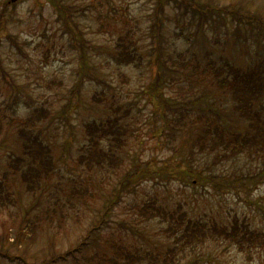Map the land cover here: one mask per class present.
Returning a JSON list of instances; mask_svg holds the SVG:
<instances>
[{"label": "rangeland", "instance_id": "rangeland-1", "mask_svg": "<svg viewBox=\"0 0 264 264\" xmlns=\"http://www.w3.org/2000/svg\"><path fill=\"white\" fill-rule=\"evenodd\" d=\"M199 1L230 13L189 20L190 5L181 18L155 0H65L86 40L83 68L47 0H0V264H99L113 242L137 250L135 264H264V141L250 156L207 140L209 101L229 111L234 130L256 129L209 76L179 64L262 58L264 29L245 15L264 22V0ZM155 13L159 73L148 58ZM130 34L142 59L118 63L112 54L128 52ZM31 137L45 147L38 152ZM91 149L103 153L99 163ZM176 211L213 237L194 235L196 247L179 250ZM237 225L254 230L247 251L220 233Z\"/></svg>", "mask_w": 264, "mask_h": 264}, {"label": "trees", "instance_id": "trees-1", "mask_svg": "<svg viewBox=\"0 0 264 264\" xmlns=\"http://www.w3.org/2000/svg\"><path fill=\"white\" fill-rule=\"evenodd\" d=\"M48 3L53 7L56 14L59 17V21L62 26L66 27L72 37L77 41L80 53V59L82 62V67L85 68V56L86 52L83 50V46L85 44V39L83 38V35L78 33L77 30V22L74 19V16L71 13L70 6L65 2V0H47ZM158 5H166L169 6L172 10L177 9V15L179 17L185 16V10L188 9L187 5L194 6L195 10H192V14H189V20L190 18H194L196 14H200L199 11H204L206 9L211 10L213 13H230L228 9L225 8H214L213 6H208L202 4L199 0H195L194 3H191L189 0H155ZM183 4V6H181ZM247 21L256 20V22L249 23L254 24L256 28L264 29V22L261 18H256L253 14H246ZM200 20V18H199ZM197 19V23L199 21ZM158 21H161V18L158 16V13H155L154 16L150 15V23H149V31L151 32V35L155 41V49L152 48L154 52L149 53L148 56L149 62L151 63L153 61V66H156V71L159 73V70L161 68V58L160 54L157 52L159 50L158 45L161 40L160 32L158 28L156 27V23ZM128 33H127V32ZM129 30H125L126 34H129ZM130 42L127 44L128 52L119 51L117 53H113V57L118 63H131L130 61H135L136 59L140 60L142 59L141 52H138V47L136 45L137 40L134 38V35L130 34ZM151 55H153L151 59ZM183 66H190L192 71L201 75H206L211 78L213 81V84L216 86H213L214 89L218 91H225L226 94L229 96V101L231 100V108L234 112H237L238 116H242L245 120H248L251 124V129L254 130V127L256 129V132L249 131L248 129H245V132L243 130L236 131L233 129L232 126H230L228 123L229 121L226 119L227 116H229V111H226L225 109L220 108L216 105L213 101H209L206 110L207 115V122L204 126V130H210L209 134L205 136L207 140L212 142L213 144H219L224 141V143L230 147L233 152L234 151H242L246 150L247 154L250 156H254L253 154H260L257 153L256 150L259 152L263 151V146L260 145L261 143L259 141H264V101H257L258 98H264V56L251 65H248L246 67H240L236 66L228 61H223L222 63H217L214 61V58L210 57L205 62L200 63L197 60L191 61H181L179 63ZM194 69V70H193ZM159 81L158 74L157 78L155 80L151 81V83H156ZM154 87H151V90H153ZM221 89V90H220ZM222 92V91H221ZM213 93V91H212ZM230 93V94H228ZM208 98V97H207ZM219 106H223L222 103L219 101ZM35 114V113H34ZM232 114V113H231ZM89 126V124H88ZM121 127V124H118L117 126H109L107 128L101 129L104 134L107 132H114V129H118ZM88 131V127H87ZM91 133L90 135L96 134L97 131H99V127H93L90 129ZM93 131H95L93 133ZM33 139H30V142L33 144L30 145L32 147L37 148L38 152L41 151L40 149L44 148L45 145L36 137H31ZM91 145V143L89 144ZM256 149V150H255ZM90 154L92 156H96V162L99 163L100 160L103 159V153H100V159L98 157V153L95 149L90 150ZM109 159H116V155L114 153L108 154ZM48 159V158H47ZM35 165H37L35 163ZM34 164H30L28 166L29 169H34ZM261 170H258L260 172ZM264 173V172H263ZM264 176V175H263ZM252 178V177H250ZM160 207H155V210H160ZM162 211V210H160ZM159 212V211H158ZM162 214V212H159ZM186 214H183L182 212L176 211V216H171V220L174 221V223H177L179 225H184L182 227L181 231V237L180 240L184 239V241L181 243L182 248L179 249L183 252L190 251L189 246H195V244H190L189 242L193 238V236H196L197 238H201L203 240L207 239L209 236L213 237L211 235H207L206 231H203L204 223L200 221L199 219L194 220L191 217L186 218ZM163 216V214H162ZM167 219V217H165ZM237 222L236 220L234 223ZM169 223V222H168ZM241 225H244L243 222L240 223ZM212 226V224L210 225ZM168 227H171L170 223L168 224ZM215 226L213 228H210L211 231H213ZM165 230L169 228H164ZM253 230V229H252ZM249 228H240L239 225L236 227L233 226L230 230H222L221 234H226L229 236H234L238 240L235 241V244H238L237 249L241 251H247L251 248V246L254 245L256 239L254 238L253 233ZM257 234V233H255ZM245 239V242L243 240ZM112 248L114 251L113 255H107L102 254L101 257H98L97 260L99 261V264H135L137 263L138 251L132 250L128 248L126 245L113 242ZM55 258V257H52ZM95 260V258H94ZM166 264V262H164Z\"/></svg>", "mask_w": 264, "mask_h": 264}]
</instances>
